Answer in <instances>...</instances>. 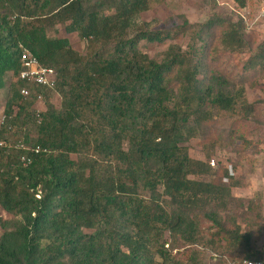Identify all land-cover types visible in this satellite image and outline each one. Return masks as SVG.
Listing matches in <instances>:
<instances>
[{"label":"trees","instance_id":"obj_1","mask_svg":"<svg viewBox=\"0 0 264 264\" xmlns=\"http://www.w3.org/2000/svg\"><path fill=\"white\" fill-rule=\"evenodd\" d=\"M153 1L0 0V207L11 216L0 264H194L200 250L188 246L204 242L230 249V264L264 259L254 233L222 214L241 179L187 145L219 115L253 114L246 88L264 75V41L250 48L243 17L152 30L141 13ZM58 26L87 53L48 34ZM184 35L187 49L170 45L160 60L141 47ZM21 45L56 71L60 107L19 78ZM23 87L44 93L40 123Z\"/></svg>","mask_w":264,"mask_h":264},{"label":"rangeland","instance_id":"obj_2","mask_svg":"<svg viewBox=\"0 0 264 264\" xmlns=\"http://www.w3.org/2000/svg\"><path fill=\"white\" fill-rule=\"evenodd\" d=\"M242 11L234 0H155L150 10L141 13V20L151 22L152 30L176 31L185 21L190 24L205 23L216 16L236 20L243 17ZM251 31L255 33L248 35L247 38L251 41L250 48L254 50L264 41V30L258 27ZM48 34L66 36L74 49L84 55L87 53V42L81 40L77 34H67L62 26L49 29ZM188 43L189 35H184L163 43H142L141 47L150 57L160 60L170 45L177 44L186 50ZM247 55L236 57L235 64L239 70L242 69ZM255 79L256 84L254 86L248 84L246 88L248 102L253 104V114L219 115L211 124L200 127L198 136L192 138L187 145L190 155L195 159L206 160L210 156L209 164L214 169H218L221 164L227 168L232 166L233 176L241 179L243 185L232 189L233 200L222 214L229 221V225H232L231 221H236L244 231L250 229L257 238L256 250L264 254V75ZM0 93H2L0 96L1 125L5 117L3 95L6 93V85ZM48 94L54 105L60 107L62 100L60 94L51 92ZM41 106L34 99V109ZM43 106L44 112L46 104ZM240 126L248 130L246 137L251 141L250 146L242 143V138L237 132ZM212 159H215V165L210 163ZM210 178L208 175L197 177L205 181ZM224 181L229 182L227 178ZM10 217L0 207V222ZM205 225L207 224H202L203 227ZM202 235L205 238L209 237L206 231H202ZM165 238L169 239L168 233ZM188 247L189 250H200L199 262L194 264H230L231 251L223 244L217 247L204 242Z\"/></svg>","mask_w":264,"mask_h":264},{"label":"built area","instance_id":"obj_3","mask_svg":"<svg viewBox=\"0 0 264 264\" xmlns=\"http://www.w3.org/2000/svg\"><path fill=\"white\" fill-rule=\"evenodd\" d=\"M243 19L247 25L248 29H256L261 27L264 30V0H253L245 9H242ZM21 64L22 70L19 73V78L21 80L27 81L30 85H38L44 89L52 92H57V81H56V71L52 68L45 67L41 64L37 56H35L28 48L21 45ZM21 94L25 98H34L41 107H36V113L38 116V122L40 123V114L44 110L45 100L44 93L39 91H33L31 88L23 87L21 89ZM4 120V118H3ZM3 143H1L2 145ZM23 147V145H22ZM41 150L40 146L33 148V151L39 152ZM22 161L25 163H30L31 159L27 156H22ZM215 165V159L210 162ZM231 176L234 175L232 166L228 167ZM231 264H264V259H250L243 258Z\"/></svg>","mask_w":264,"mask_h":264},{"label":"crops","instance_id":"obj_4","mask_svg":"<svg viewBox=\"0 0 264 264\" xmlns=\"http://www.w3.org/2000/svg\"><path fill=\"white\" fill-rule=\"evenodd\" d=\"M11 75H12V73H9V78L11 77ZM2 94L0 93V96H1Z\"/></svg>","mask_w":264,"mask_h":264}]
</instances>
